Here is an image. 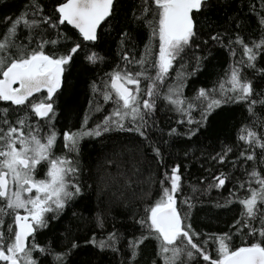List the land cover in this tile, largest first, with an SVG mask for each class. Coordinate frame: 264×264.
Returning <instances> with one entry per match:
<instances>
[{
  "label": "snow or ice",
  "instance_id": "6c2138e0",
  "mask_svg": "<svg viewBox=\"0 0 264 264\" xmlns=\"http://www.w3.org/2000/svg\"><path fill=\"white\" fill-rule=\"evenodd\" d=\"M116 5L117 0H58L52 15H46L40 0H30L15 19L5 18L10 21V26L0 36V101L23 106L27 111L23 116H17L13 123L8 119L11 109L0 108V264H45L49 256V264H71V256L80 249L75 239L57 251L52 242L39 244L35 237L41 229L50 226V221L58 220L66 207L82 195L84 187L79 180L81 164L78 156L80 142L85 137H101L112 131L135 133L150 148L154 158L163 163V146H170L174 138L194 137L222 106L244 102L247 111L255 117V106L264 105V91L256 92L252 81L243 75L244 68L256 70L257 57L264 53V35L250 44L239 34L235 39L229 36L227 45L222 38L224 34L210 35L212 42L227 47L232 55L236 51L233 45H238L242 49V59L234 61L212 87H200L192 97H186L183 90L187 79L199 71L205 59L195 54L200 48L197 17L203 15L208 22L205 10H210L211 0H141L133 11V19L147 26L150 41L158 38V53L154 52L152 43L144 45L138 59L134 53L130 55L129 50L122 51L125 67L117 66L106 73L100 87L95 81L91 85L95 94H102L105 103H113L112 111L91 128L87 127L89 115L85 113L80 129L63 132V149L66 151L56 155L54 147L60 133L52 124L56 117L55 95L62 87L65 72L72 67L74 56L81 50V43H72L66 51L59 53L46 49L48 46L58 48L70 40L59 31L65 23L78 30L83 41H97L98 27L114 15ZM259 23L264 28V15L260 16ZM21 26L27 33L26 42L18 43ZM53 30L55 38H52ZM128 36L126 32L121 34L122 45ZM201 43L207 45L208 41ZM190 50L194 66L183 62ZM85 59L96 64L103 62L104 57L91 51ZM178 59L181 63L176 76L168 83L170 70ZM129 65L139 70L131 71ZM259 72L264 76V69ZM142 79L147 81L145 89L140 87ZM42 90L46 91V96L42 95L39 102L29 101L34 93H42ZM253 96L259 99H253ZM158 100L181 117L176 123L181 126L186 123V131L181 133L178 128L169 127L166 133L160 131L158 140L152 139L153 129L157 127L153 117ZM99 110L97 103L96 111ZM194 110L199 111V119L194 117ZM33 115L44 121L46 132L39 121L35 125L28 123ZM237 141H242L246 147L234 160L227 159L233 152L229 145H222L221 151L211 159L221 165L231 163L233 169L243 168L248 161H253L251 171L244 168L246 180L235 178L233 183V176L221 171L210 173L211 181H205L206 187L198 184L190 187L193 193L206 194L212 189L225 187L226 183H233L235 190L229 191L224 205L217 203L216 206L240 205L239 218L230 228L235 227L237 232L246 230L252 238L251 243L233 248L231 232L207 234L193 228L190 222L193 197L185 195L180 201L186 206L184 211L177 207V194L183 191V179L181 166L174 164L159 181V198L146 206L142 218L135 221L142 230L139 236L133 231L123 237L113 227L106 236L101 234L98 237L93 231L85 238L84 244L101 251L111 250L115 254L120 253L118 245L122 240L126 241L128 259L123 264H136L140 247L149 238L157 241V255L163 264H264V169L258 171L255 166L256 148H259V159L264 163V132H257L245 124L238 129ZM188 154L185 152V156ZM40 168H46V171L43 178L38 179ZM241 189L246 191L243 197L238 195ZM72 215L77 214L73 212ZM6 218H10L11 223H7L5 232ZM95 222L103 233L104 216L98 213ZM202 236L204 238L197 243L196 239ZM68 238L65 235V239ZM210 242L216 245L215 258L208 250Z\"/></svg>",
  "mask_w": 264,
  "mask_h": 264
},
{
  "label": "trees",
  "instance_id": "16d2710c",
  "mask_svg": "<svg viewBox=\"0 0 264 264\" xmlns=\"http://www.w3.org/2000/svg\"><path fill=\"white\" fill-rule=\"evenodd\" d=\"M29 2L30 0H0V36H3L10 26V21L5 18L15 19ZM40 2L44 5L45 14L52 15V10L58 0H40ZM140 3L141 0H117L114 15L106 23L103 22L98 29L97 41H83L79 34L65 23L59 31L66 34L70 40L62 43L58 48L47 47V51L59 53L66 51L72 43H81V50L74 56L72 67L65 72L62 87L55 95L56 117L52 124L60 133L54 147L56 155L66 151L63 149V132L80 129L85 113L89 115L87 127L91 128L112 111L113 103L111 101L105 103L102 94H95L91 85L95 81L100 87L106 79V73L111 72L117 66L125 67L121 59L122 51L129 50L130 55L134 53L138 59L144 50V45L152 43L154 52L158 53V38L150 41V31L147 26L133 19V11ZM205 11L208 17L207 23L203 15L197 17L200 26L197 43H200V48L195 53L205 59L199 71L188 77L183 90L186 97H192L200 87H212L213 82L223 77L234 61L242 59V49L238 45H233L236 51L235 55H232L227 47L212 42L209 39L210 35L217 32L224 34L222 38L225 45L228 43L229 36L235 39V36L239 34L246 43L250 44L264 35V28L259 23L260 16L264 15V0H211L210 10ZM135 14L139 16V12ZM209 23L211 28H209ZM125 32L129 33V36L122 45L121 34ZM26 34V30L21 26L17 42H26L24 40ZM55 34L53 30L52 38H55ZM201 41H208V44L204 45ZM91 51L103 56V62L90 64L85 59V55ZM191 55L190 50L184 56L183 62L194 66ZM180 63L179 59L174 62L168 83H171L176 76V69L179 68ZM255 64V71L244 68L243 75L252 81L256 92H261L264 91V76L261 75L259 69H264V53L257 57ZM128 68L131 71L139 70L134 65H129ZM146 86L147 81L142 79L141 89H145ZM42 95L46 96V92L36 93L29 98V101L39 102ZM142 98L145 97L142 96ZM253 99H259V97L253 96ZM97 103L100 105L99 111H96ZM6 108L11 109L8 119L13 123L17 116H23L27 111L23 106L11 105V102L6 103ZM254 111L255 117L247 111V104L244 102L222 106L209 117L207 125L201 127L194 137L191 139L174 138L170 141V146H163V163H160L158 158H154L150 148L142 143V138L135 133L112 131L104 133L101 137H85L80 142L78 156L81 164L79 180L84 191L66 207L58 220L50 221L48 228L41 229L37 233L36 242L39 244L52 242V247L59 251L62 247L69 246L71 240L75 239L80 249L71 256V264H123L128 259V252L125 249L126 241L122 240L118 245L120 253L114 254L111 250L101 251L91 245H85V238L90 237L93 231L98 237L101 234L106 236L113 230V227L123 234V237H128L133 231L139 236L142 230L135 221L142 218L146 206L159 198L161 189L159 181L164 178L163 173L170 170L174 164H179L183 191L177 194V207L184 211L186 206L180 201L185 195L193 197L194 207L190 215L193 228L197 232L207 234L231 232L233 248L251 243L252 238L247 235L246 230L237 232L235 227L230 228L233 221L239 218L240 205L238 203L221 207L216 205L217 203L224 205V198L229 195V191L235 190L233 188L235 178L247 179L243 171L244 168L251 171L253 161L244 164L241 160L244 167L233 169L231 163L221 165L213 161L211 157L221 151L222 145H229L233 147V152L227 159L234 160L239 151L246 147L242 141H237L238 129L245 124L253 127L257 132H264V105L257 104ZM193 115L199 119L198 110H194ZM153 118L157 122V127L153 129L155 133L152 135L153 140H158L160 131L163 130L166 133L169 127H176L181 133L188 128L186 123L182 126L177 125L176 121L181 117L160 100L157 101ZM38 121L43 131L46 132L48 129L44 127V121L40 118L33 115L28 123L35 125ZM164 139L167 140L168 137L165 135ZM185 152L189 154L185 156ZM255 152L257 156L255 166L260 171L264 169V163L259 159L261 155L259 148H256ZM45 169H39L38 179L42 177ZM221 171L233 176V183H226L225 187L212 189L206 194L192 192L190 185L198 184L200 187H206L205 181H211L210 173L218 174ZM165 186L168 185L165 184ZM238 195L243 197L246 191L241 189ZM73 212L77 215L73 216ZM98 213L102 214L105 219L103 233L96 227L95 217ZM134 213L135 220L133 219ZM7 223H11L10 218H6L5 232ZM65 235L69 238L65 239ZM203 238V236L197 238L196 242L199 243ZM215 248L216 245L210 242L208 250L213 258L216 257ZM157 252V241L154 238L145 240L140 247L136 264H153V261L156 264H163ZM50 261L51 256L45 264H49Z\"/></svg>",
  "mask_w": 264,
  "mask_h": 264
},
{
  "label": "flooded vegetation",
  "instance_id": "af4514ba",
  "mask_svg": "<svg viewBox=\"0 0 264 264\" xmlns=\"http://www.w3.org/2000/svg\"><path fill=\"white\" fill-rule=\"evenodd\" d=\"M43 91V90H42ZM46 92V91H44ZM6 103L7 102H4V101H0V108H6Z\"/></svg>",
  "mask_w": 264,
  "mask_h": 264
},
{
  "label": "water",
  "instance_id": "95a60500",
  "mask_svg": "<svg viewBox=\"0 0 264 264\" xmlns=\"http://www.w3.org/2000/svg\"><path fill=\"white\" fill-rule=\"evenodd\" d=\"M103 23V22H102ZM68 26H70L71 28H73L74 29V27L73 26H71V25H68ZM100 27V26H99ZM99 27H98V29H99ZM77 33H78V30H76V29H74ZM98 31V30H97ZM14 87H18V84H14L13 85ZM36 93H34L33 95H35ZM31 98V97H30Z\"/></svg>",
  "mask_w": 264,
  "mask_h": 264
},
{
  "label": "rangeland",
  "instance_id": "374dc122",
  "mask_svg": "<svg viewBox=\"0 0 264 264\" xmlns=\"http://www.w3.org/2000/svg\"><path fill=\"white\" fill-rule=\"evenodd\" d=\"M132 87H134V86H132ZM59 147V146H58ZM45 171H46V169H45ZM45 171H44V173H45ZM43 176H44V174L42 175V177L41 178H43ZM23 210H21V212H22Z\"/></svg>",
  "mask_w": 264,
  "mask_h": 264
}]
</instances>
